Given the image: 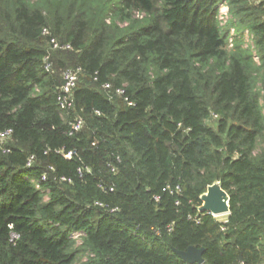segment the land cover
<instances>
[{"label":"trees","instance_id":"trees-1","mask_svg":"<svg viewBox=\"0 0 264 264\" xmlns=\"http://www.w3.org/2000/svg\"><path fill=\"white\" fill-rule=\"evenodd\" d=\"M221 1L0 0V264H264V0H226L225 26ZM214 180L225 222L197 210Z\"/></svg>","mask_w":264,"mask_h":264},{"label":"built area","instance_id":"built-area-1","mask_svg":"<svg viewBox=\"0 0 264 264\" xmlns=\"http://www.w3.org/2000/svg\"><path fill=\"white\" fill-rule=\"evenodd\" d=\"M144 15V12L141 10H133L132 11V16L133 17H137V18H141ZM232 19V14L229 10V6L226 0H222L221 2L218 3V10H217V21H218V25L219 26H225L230 20ZM106 21L109 22V17L106 18ZM127 22H121L119 23V25L123 26L126 25ZM41 34L48 36V41L50 43V47L54 48V49H67L70 48L71 45L69 42H64V41H60L57 38H55L54 36L51 35L50 30L47 27H43L41 29ZM239 34L236 30V28L231 25L229 26V31H228V36H227V47L228 48H232L234 41L236 39V37H238ZM242 46L243 47H248L251 51V55H252V59L255 63H259V55L256 51V47H255V43H254V39H253V34L247 29V28H243L242 33ZM49 52H46L43 57H42V64L45 70H49L50 68V63L51 61L49 60ZM77 72H78V68L73 69V68H66L62 71V84L58 87L57 93H56V101L57 104L59 105V108L61 109V114H63V112L67 109H69L72 106V89L76 83L77 80ZM118 92L123 93V89L122 87L118 88ZM82 125V119L81 117H76L73 120L70 121L69 123V133H72L73 131L78 130ZM11 134V129L10 128H4L2 130H0V150L2 152H8L9 148L5 145L6 139L8 138V136ZM34 159L33 154H30L26 157V162L25 164L27 166H30L32 161ZM53 169L52 165H48L47 170L51 171ZM40 179L45 180L46 179V171H43L41 173ZM176 188H178L179 186L176 185ZM98 204H101L99 202H97ZM212 215V214H211ZM214 217H217L219 220L225 222L226 221V216L227 214H224L223 218H220L219 216H215L212 215ZM158 232V230H156V233ZM83 231L81 230H75L72 231L70 236L73 237L77 243L81 242V235H83ZM10 240H13L14 238L17 237V234L15 232H11L10 233ZM264 263V262H263ZM236 264H244L243 261H238L236 262Z\"/></svg>","mask_w":264,"mask_h":264},{"label":"water","instance_id":"water-1","mask_svg":"<svg viewBox=\"0 0 264 264\" xmlns=\"http://www.w3.org/2000/svg\"><path fill=\"white\" fill-rule=\"evenodd\" d=\"M200 203L197 210L208 212L212 215L219 216L229 213V195L222 188L219 180H214L206 185L205 190L199 195ZM203 247L188 245L184 250L173 248V251L186 263H202Z\"/></svg>","mask_w":264,"mask_h":264},{"label":"rangeland","instance_id":"rangeland-1","mask_svg":"<svg viewBox=\"0 0 264 264\" xmlns=\"http://www.w3.org/2000/svg\"><path fill=\"white\" fill-rule=\"evenodd\" d=\"M108 18V17H107ZM242 28H236V30L237 31H239V30H241ZM243 30V29H242ZM220 218H223L224 216L223 215H221V216H219Z\"/></svg>","mask_w":264,"mask_h":264},{"label":"bare ground","instance_id":"bare-ground-1","mask_svg":"<svg viewBox=\"0 0 264 264\" xmlns=\"http://www.w3.org/2000/svg\"><path fill=\"white\" fill-rule=\"evenodd\" d=\"M60 109V108H59ZM60 112H61V109H60Z\"/></svg>","mask_w":264,"mask_h":264}]
</instances>
